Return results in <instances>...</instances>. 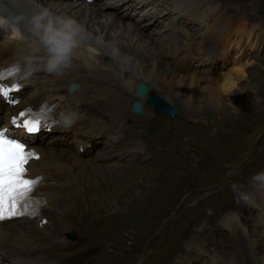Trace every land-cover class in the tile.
I'll list each match as a JSON object with an SVG mask.
<instances>
[{"label": "rangeland", "instance_id": "374dc122", "mask_svg": "<svg viewBox=\"0 0 264 264\" xmlns=\"http://www.w3.org/2000/svg\"><path fill=\"white\" fill-rule=\"evenodd\" d=\"M159 1L164 2L161 11L170 3V0ZM195 1L199 8H204L199 9V14L188 12L194 22L181 31L182 39L192 48L188 60L197 65L200 59L197 54L203 47L208 52L206 59L213 62L210 54L218 55L215 49L221 46L229 52L221 50L227 54V61L217 58L211 63L204 59L199 65L205 67L204 72L191 70L193 63L187 71L174 69L180 78L187 79L180 89L185 96L192 94L195 98L192 106L181 98L165 96L147 79L139 80L150 84L152 93L164 96L176 108L177 116L158 113L146 101L143 105L146 112L140 116L132 114L128 107L129 117L123 126L128 133L131 130L128 148L117 150L119 143L114 139L113 147L106 149L102 135V139H95L97 142L89 151L78 153L81 159H92L85 169L95 190L88 199L84 196L71 203L67 200L46 212L53 218L51 224L58 221L63 227L57 212L68 214L66 220L70 224L64 232L68 242L52 247L48 251L52 260L44 259L38 264H232L233 258L236 264H258L264 257V183L253 179L264 172V0ZM103 2L118 3L99 0ZM170 5L162 21L164 33L160 34L166 38L171 35L172 14L179 8L178 2L176 5L172 1ZM143 7L148 11L155 5L150 2L140 9ZM122 9L123 6L118 11L124 15L125 8ZM132 9H127V13ZM110 10L104 13H111ZM210 12L220 15L230 30L227 26L221 29L212 18L207 25ZM127 13V18L119 17V22L113 25L116 29L121 22L129 20L147 37L157 33L154 31L158 27L152 31L150 22L139 23ZM139 25L149 28L144 30ZM207 33L215 39V46H203ZM175 39L184 42L180 34ZM26 42L31 44V40ZM153 44L156 43L149 46ZM82 47L84 51L90 48L86 39ZM171 48V44L162 46L164 52ZM101 52H97L99 58L86 54L83 57L96 65L99 60L98 65L116 63L106 51ZM150 54L156 55L153 49ZM169 55L173 56L166 53L159 58L172 67ZM84 60V64L91 65ZM155 61L156 58L150 59L146 69L152 70ZM176 63L180 64V59L175 58ZM178 66L184 68L185 61ZM235 68L245 72L242 80L236 79L237 90L229 97L218 96L219 102L214 107L209 106L206 98H198L203 84L190 88L192 78L197 80L205 73L214 79ZM122 72L126 76L122 83L133 79L129 71ZM249 95L257 101L250 100ZM126 98L134 99L132 95ZM84 108L89 115L88 124L103 130L107 113L100 101L95 98L84 104ZM50 139L51 136L46 138L45 143L51 149L55 142ZM104 167L111 169L107 179L98 172ZM85 187L90 192L89 186ZM239 193L247 194L248 202L239 200ZM68 232L76 238L66 237Z\"/></svg>", "mask_w": 264, "mask_h": 264}, {"label": "bare ground", "instance_id": "6f19581e", "mask_svg": "<svg viewBox=\"0 0 264 264\" xmlns=\"http://www.w3.org/2000/svg\"><path fill=\"white\" fill-rule=\"evenodd\" d=\"M172 1L176 5L178 2L179 8L178 11L175 10V12H173V16L171 15L172 17L170 16L171 20L169 22V28L171 29V35L169 38L172 39L171 41H165L169 38H166L165 36L163 37V35L160 36L161 33H164L162 29L165 27H162V22L159 23L158 19L159 17L166 16L168 9L171 7L170 4ZM110 2L118 3H116V5H111L106 4V2L99 3V0L92 1V3L88 0H16V4L9 5V8L13 12L22 11L29 14L32 11L38 10L39 7H48L53 12L64 13L74 17L81 25H83L85 39L87 40L88 47H90L88 48V51H84V47L81 45V47L76 50L72 66L66 70L62 76L57 77L49 73L43 74L41 77L42 82L31 93V95H35L36 97H39V99L59 97L63 100L62 112L66 116H71L73 121L71 125L74 129V135L91 143V145L86 148L87 150L85 149L81 152L89 151L90 148L94 146V142H97L95 139L103 138L102 135L105 137L106 133L112 135L110 142L105 146L106 149L108 147L111 148V146L113 147L114 139L115 142L118 141L119 143L117 150L128 148L129 145L127 146L126 144L130 143L129 133H131V130L128 133L126 129H123V126L126 124L125 120L129 117V114L127 113L129 105L127 104L128 99L126 97L128 95H133L140 79H147L149 83L154 84L159 91L164 93L165 96L170 94V96L172 95L181 98L185 100L189 106L193 105L195 99H193L192 94L190 96L184 95L180 88L186 85L187 79L180 78L181 76L177 75L174 69L187 71L189 70V65H192L193 63L188 60V55L192 48L191 46H187L188 43H185V39H182L181 31L184 28L187 29L186 26L194 22V20L189 17L188 12L192 11L199 14V9H203L204 6L199 8V4L195 0H170L168 7L167 5L164 6L165 8H163V12L161 11V7L164 2L162 3V1L159 0H155V2L154 0H144V2L143 0H110ZM150 2H152L155 7H151L147 12L154 15L155 18H149L144 22H150L152 27L158 26V29L154 31L157 33H155L153 37H151L152 35L147 37L144 32L134 24H131L129 20L121 22L119 29H116V27L113 26L116 22H119L117 21L119 17L127 18L125 15L128 11L127 9L137 8L139 11H142L141 15L144 16L145 7L142 9H140V7L145 4L149 5ZM120 3L121 5H119ZM122 6L123 9L125 8L124 15L120 14L118 11V8ZM108 9H111L110 11L112 14L104 13V11ZM3 10V6L0 5V11ZM158 12H160L159 17L156 16ZM207 15V25L211 23L212 18L218 21L221 29L227 26L226 29L230 30L228 24L222 23L223 19L220 15L214 16V13L212 12ZM143 18H146V16ZM185 20L186 23L184 24ZM174 26L177 27L174 28ZM148 28L149 25L142 27L144 30H148ZM113 31L115 33H113ZM178 34H180V40L184 41L182 44L178 42V39H175L178 37ZM212 37L213 36H210L209 33H207L205 41L202 42L203 46L204 44L208 45V47L211 45L215 46L217 43ZM239 38V41H241L242 37L240 36ZM239 41H237V43H240ZM146 42H148V44L144 45ZM150 43L156 44L149 46ZM165 44L167 46L168 44H171L172 48L167 49V51L164 52L162 46ZM0 45L2 46L0 53L1 56L4 54H10L13 51L21 56L27 55L38 58L43 55L42 50H34L32 44H28L26 40H8L6 34L3 32H0ZM152 49L156 53L155 56L150 54V50ZM222 49L225 53H229L224 47L220 46L218 49H215L219 52L217 53L218 55L210 54V58H214L213 62H215L217 58L223 59L225 62L227 61V54H224L221 51ZM98 51H106L109 56L114 58L116 63H111L106 67L111 68L112 71L117 74L119 73L122 78L116 76L108 69L103 70V68H99L98 64L100 63V60L98 61L99 63L96 62V65L91 64L89 58L87 59L86 57H83V55L86 54L94 59L99 58L97 55ZM166 53L173 54V56L169 55L172 67H167L165 62L159 58V56L163 54L165 55ZM207 56L208 52L202 47L197 54V57L200 58L197 60L198 64L195 65L196 62H194V66H191V70L195 69L194 71H196L199 69L202 72L205 67H199L200 62L204 59V62H211L209 59H206ZM155 58L156 61L153 63L152 70L146 69L145 66L149 63L148 61ZM175 58L180 59V64L185 61V67L179 68L178 65L180 64H175ZM84 59H86L91 65L88 66L84 64ZM2 63L4 62L1 61L0 64ZM37 64L39 65L38 60ZM122 70L132 73L133 77L131 78L133 79L127 84L122 83L126 78L125 73L122 72ZM149 70V76L147 75V77H144V73ZM244 73L245 72L240 68H235L229 70V72H222L219 77L214 79L206 77L204 73L197 80L192 78L189 85L191 86L190 88H193L197 84H203V88L200 90L198 98H206L209 106L214 107V105L218 104L220 98L224 96L229 97L232 92L237 90L235 89L237 87L236 79L242 80ZM70 82H77L79 87L74 91L69 92L68 86ZM148 86L147 93L151 94V88L153 87L150 86V84ZM152 94L158 95L154 92ZM218 96H220V98ZM95 98H97L101 105L106 108L107 114L104 116L103 130L102 128L90 126L87 121L89 115L84 108V104L90 103ZM141 99L142 98H140V100ZM249 99L257 101L253 95H249ZM250 103L251 102H247V104ZM0 107H3L1 101ZM143 111L146 112V109L144 108ZM102 121L103 119L99 120L98 123ZM46 136L47 137L41 141L31 145L37 148L41 155L38 160L30 161L29 169H33L32 175L42 173L43 176L48 178L38 189V192L47 194V204L41 208L39 217L35 219L20 218L21 221L17 222V224L8 223V221L0 222V238L5 244V251L10 252V243L13 242L14 246L20 250L19 260H25L27 264H38L44 259L52 260V258L49 257L50 255L48 251L52 250V247L57 245L61 246L68 242L64 239V232L68 230L67 226L70 224L66 220L68 214L65 211L57 212V218L63 221L61 222L64 224L63 227L62 225H59L58 221H53L54 224H51L50 221L53 220V218L48 217V213L46 214V212L50 209L52 210L55 205L61 206L65 201L71 203L75 200L78 201V198L81 199L84 196L88 199L91 192L95 190L93 184L90 183L92 178H88L89 173H87V170L85 169L87 163L92 159H81L80 156H78L80 151L72 145L73 143L71 140H69L72 143L71 145L68 143L69 141H59L55 142L54 147L50 149V146L45 142L46 138L49 136L52 138V135ZM124 138H127L128 140L126 141ZM52 139H50L51 142H53ZM61 145L64 147H61ZM132 145L134 144L132 143ZM98 172L103 178L105 177V179H107L111 169L110 167H104V169H100ZM49 183H51L50 186ZM85 186H89L90 192ZM42 221H46V223H42ZM52 240L57 241L53 243ZM260 260L257 261V263L264 264V257ZM0 264H4L2 259H0ZM224 264L229 263L225 262ZM232 264H236L234 258ZM247 264H252V262Z\"/></svg>", "mask_w": 264, "mask_h": 264}, {"label": "snow or ice", "instance_id": "6c2138e0", "mask_svg": "<svg viewBox=\"0 0 264 264\" xmlns=\"http://www.w3.org/2000/svg\"><path fill=\"white\" fill-rule=\"evenodd\" d=\"M22 66L16 65L5 71H0V80L22 71ZM19 91V85L0 83V98L8 103L11 93ZM49 109L47 105L39 109L27 108L14 116L11 124L23 128L27 134H38L48 127ZM39 159L38 153L26 147V143L17 138L10 129H0V222L22 216H37L43 198L32 194L42 177L31 178L27 175L26 165L31 159ZM46 223V221H42Z\"/></svg>", "mask_w": 264, "mask_h": 264}, {"label": "clouds", "instance_id": "9594fccd", "mask_svg": "<svg viewBox=\"0 0 264 264\" xmlns=\"http://www.w3.org/2000/svg\"><path fill=\"white\" fill-rule=\"evenodd\" d=\"M16 0H0L4 10L0 11V32L8 40H31L36 51H43L39 62L43 70L54 76H62L72 66L76 50L85 41L83 25L74 17L51 11L48 7H39L30 14L13 12L9 5ZM94 51V50H93ZM66 126L73 122L71 116H64ZM254 180L264 183V172L258 173ZM238 199L248 202L247 194L239 193Z\"/></svg>", "mask_w": 264, "mask_h": 264}, {"label": "water", "instance_id": "95a60500", "mask_svg": "<svg viewBox=\"0 0 264 264\" xmlns=\"http://www.w3.org/2000/svg\"><path fill=\"white\" fill-rule=\"evenodd\" d=\"M138 90H144L142 84H139ZM141 93V92H140ZM148 99V103L155 106L156 108H158L159 110L171 115V116H175L176 115V110L175 108L172 106V104H170L168 101H166L164 99L163 96L161 95H156V94H149L147 96ZM68 237H74L75 235L73 233H67Z\"/></svg>", "mask_w": 264, "mask_h": 264}]
</instances>
